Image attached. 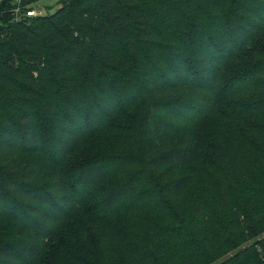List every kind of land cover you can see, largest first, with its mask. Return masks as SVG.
<instances>
[{
  "label": "trees",
  "instance_id": "obj_1",
  "mask_svg": "<svg viewBox=\"0 0 264 264\" xmlns=\"http://www.w3.org/2000/svg\"><path fill=\"white\" fill-rule=\"evenodd\" d=\"M5 219L0 264H264V0L0 26Z\"/></svg>",
  "mask_w": 264,
  "mask_h": 264
},
{
  "label": "built area",
  "instance_id": "obj_2",
  "mask_svg": "<svg viewBox=\"0 0 264 264\" xmlns=\"http://www.w3.org/2000/svg\"><path fill=\"white\" fill-rule=\"evenodd\" d=\"M42 0H0V26L28 23L51 15V7L39 6ZM61 4L62 0H58Z\"/></svg>",
  "mask_w": 264,
  "mask_h": 264
},
{
  "label": "rangeland",
  "instance_id": "obj_3",
  "mask_svg": "<svg viewBox=\"0 0 264 264\" xmlns=\"http://www.w3.org/2000/svg\"><path fill=\"white\" fill-rule=\"evenodd\" d=\"M39 6H48V7H51V12L52 14L55 13L60 7H61V4L59 3L58 0H42L41 2H39L38 4ZM178 95H181V96H186L185 93L183 91L181 92H178ZM135 112L134 113L132 112L131 114L132 115H135ZM126 119V118H125ZM125 119H123L121 122H120V125L122 123H126V125H131V122L129 120H126L124 121ZM213 122V123H212ZM212 122L209 126H206L208 127V129L212 130V127L214 128V126L216 125L215 123H217V119L215 117H213L212 119ZM178 136H176L177 138ZM91 143L87 144L86 146H84V148H82V150L80 151V153L77 155L75 161L78 162V163H81L82 161H86L88 158H92L91 156H89V152H92L90 150V145ZM94 158V157H93ZM113 182H109V183H106L104 185H100V187L98 188L99 192H104L105 190H107L111 185H112ZM95 195L97 194L96 192L94 193ZM97 196H100V195H97ZM9 220L8 219H5V220H2L0 221V228H3L4 226L8 225L9 224ZM7 231H5L6 233ZM5 241H8L6 239H4ZM3 239L0 240V243L4 241Z\"/></svg>",
  "mask_w": 264,
  "mask_h": 264
}]
</instances>
